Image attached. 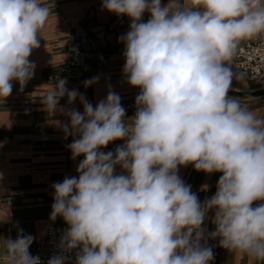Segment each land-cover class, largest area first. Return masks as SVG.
<instances>
[{"label": "clouds", "instance_id": "1", "mask_svg": "<svg viewBox=\"0 0 264 264\" xmlns=\"http://www.w3.org/2000/svg\"><path fill=\"white\" fill-rule=\"evenodd\" d=\"M127 16V83L140 89L136 112L125 119L120 96L109 91L95 107L59 79L42 103L64 112L77 177L56 182L50 218L68 225L60 248L75 264H210L201 244L210 210L220 247L248 264H264V115L230 97L231 62L242 43H264V0H103ZM150 14L142 22L144 13ZM52 15L45 0H0V100L34 75L30 62ZM92 78L85 87L96 82ZM79 98L83 112L59 100ZM125 143L103 152L110 142ZM222 173L203 204L177 175L178 166ZM119 165L126 174H115ZM254 202H258L254 207ZM31 235L0 239V264H42L29 253ZM55 255L47 264H67Z\"/></svg>", "mask_w": 264, "mask_h": 264}, {"label": "crops", "instance_id": "2", "mask_svg": "<svg viewBox=\"0 0 264 264\" xmlns=\"http://www.w3.org/2000/svg\"><path fill=\"white\" fill-rule=\"evenodd\" d=\"M45 2L51 7L52 15L38 37L39 47L29 57L35 64L34 75L23 89L13 81L11 95L0 100V239L15 240L18 233L31 235L30 254L43 246L50 225H67L62 217L50 218L54 203L53 185L65 177L78 178L76 169L84 159L82 155L72 159L68 145L78 137L68 135L65 138L62 128V125L70 123L69 118L64 112L49 114L44 110L43 95L47 86L54 84L36 82L60 76L67 58L68 37L74 35L95 40L100 52L111 56V64L102 65L94 59L89 60L90 71H75L71 84L66 85L67 89L83 94L93 107L104 100L109 91L117 93L125 108L126 120L135 115V98L140 92L138 87L127 83L123 73L125 45L119 37L129 31L131 21L127 16L108 12L102 7L103 0ZM161 3L166 5L168 0H161ZM149 18L150 14L145 12L142 22ZM67 19H71V24ZM231 69L234 73L232 65ZM92 78H97L96 82L85 87L84 82ZM248 88L247 83L237 80L234 75L231 97L264 115V90L250 91ZM59 105L65 111L75 109L82 113L84 110L79 98L69 104L67 95L59 100ZM124 143V140H115L100 150L108 152ZM177 175L203 204L215 195L222 173L197 171L194 165L188 164L178 166ZM257 203L254 202L253 206ZM213 216L214 210H210L202 225L205 235L201 244L213 251L214 258L210 264H248L247 257L237 256L220 247L219 237L211 238L210 234L215 231Z\"/></svg>", "mask_w": 264, "mask_h": 264}, {"label": "built area", "instance_id": "3", "mask_svg": "<svg viewBox=\"0 0 264 264\" xmlns=\"http://www.w3.org/2000/svg\"><path fill=\"white\" fill-rule=\"evenodd\" d=\"M71 24V19H67ZM67 58L61 67L59 77H50L46 80H40L36 83L55 84L59 79L66 80V85L71 84V77L75 71L80 70L84 73L90 71L88 61L96 60L102 65L111 64V56L100 52L95 40L88 37H76L70 35L67 41ZM231 65L234 68V75L237 80L243 81L249 85L250 91L264 90V43L259 40L247 41L241 44L237 55L233 58ZM229 96H232L229 91ZM116 148L111 151L114 153ZM121 168L119 165L115 168V174L119 175ZM2 210L0 208V215ZM68 226L50 225L47 228L45 242L33 256H39L42 264L55 255H65L68 260L67 264H75V257L79 249L71 252H62L60 243Z\"/></svg>", "mask_w": 264, "mask_h": 264}]
</instances>
